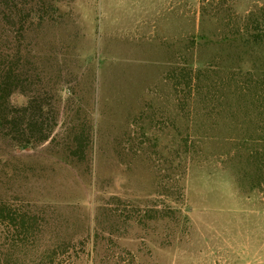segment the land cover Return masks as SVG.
<instances>
[{
	"label": "rangeland",
	"instance_id": "rangeland-1",
	"mask_svg": "<svg viewBox=\"0 0 264 264\" xmlns=\"http://www.w3.org/2000/svg\"><path fill=\"white\" fill-rule=\"evenodd\" d=\"M263 29L264 0H0V264H264Z\"/></svg>",
	"mask_w": 264,
	"mask_h": 264
},
{
	"label": "trees",
	"instance_id": "trees-1",
	"mask_svg": "<svg viewBox=\"0 0 264 264\" xmlns=\"http://www.w3.org/2000/svg\"><path fill=\"white\" fill-rule=\"evenodd\" d=\"M255 37H256V38L258 37L262 42H264V29L261 30V33H259V32L256 33ZM11 92H12V91H6V92L3 94V98H5V100H6V98L11 94ZM47 137H48V135H45V136L41 137L40 140H45V139H47ZM26 144H27V143H23V146H26Z\"/></svg>",
	"mask_w": 264,
	"mask_h": 264
}]
</instances>
